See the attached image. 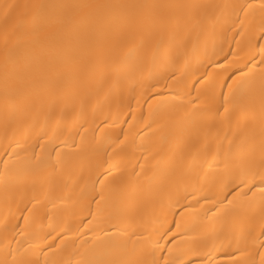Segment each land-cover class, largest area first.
Listing matches in <instances>:
<instances>
[{"label": "bare ground", "instance_id": "obj_1", "mask_svg": "<svg viewBox=\"0 0 264 264\" xmlns=\"http://www.w3.org/2000/svg\"><path fill=\"white\" fill-rule=\"evenodd\" d=\"M0 264H264V0H0Z\"/></svg>", "mask_w": 264, "mask_h": 264}]
</instances>
